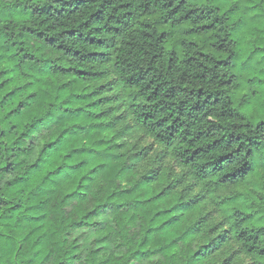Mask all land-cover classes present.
Listing matches in <instances>:
<instances>
[{
	"label": "trees",
	"instance_id": "obj_1",
	"mask_svg": "<svg viewBox=\"0 0 264 264\" xmlns=\"http://www.w3.org/2000/svg\"><path fill=\"white\" fill-rule=\"evenodd\" d=\"M239 255L264 264V0H0V264Z\"/></svg>",
	"mask_w": 264,
	"mask_h": 264
},
{
	"label": "rangeland",
	"instance_id": "obj_2",
	"mask_svg": "<svg viewBox=\"0 0 264 264\" xmlns=\"http://www.w3.org/2000/svg\"><path fill=\"white\" fill-rule=\"evenodd\" d=\"M137 139L141 142L142 146H146L148 149V152H150V155H155L156 153V144L154 143V141L150 138L147 137L145 135H143L142 133H138L137 134ZM171 164V163H169ZM238 261L240 262V264H254L253 260L250 257H247L245 255H239L238 256Z\"/></svg>",
	"mask_w": 264,
	"mask_h": 264
}]
</instances>
